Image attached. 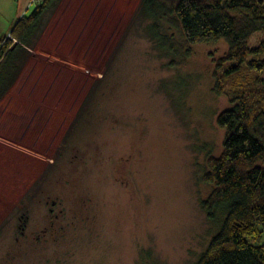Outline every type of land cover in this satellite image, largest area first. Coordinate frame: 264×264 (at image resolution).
I'll use <instances>...</instances> for the list:
<instances>
[{"label":"rangeland","instance_id":"1","mask_svg":"<svg viewBox=\"0 0 264 264\" xmlns=\"http://www.w3.org/2000/svg\"><path fill=\"white\" fill-rule=\"evenodd\" d=\"M139 5L61 0L45 15L0 103V264H196L220 230L202 201L232 106L216 91L228 44L189 47L161 20L165 48ZM0 14L10 37L18 20Z\"/></svg>","mask_w":264,"mask_h":264},{"label":"trees","instance_id":"2","mask_svg":"<svg viewBox=\"0 0 264 264\" xmlns=\"http://www.w3.org/2000/svg\"><path fill=\"white\" fill-rule=\"evenodd\" d=\"M60 1L40 0L10 37L0 39V103L29 59L45 15ZM139 7L165 48L174 45L161 20L180 30L189 47L222 39L228 44L217 62L222 74L216 91L227 85L232 106L217 117L225 139L221 154L208 161L204 181L213 188L202 201L208 218L220 220L221 227L196 264H264V40L251 45L264 31V0H140Z\"/></svg>","mask_w":264,"mask_h":264},{"label":"crops","instance_id":"3","mask_svg":"<svg viewBox=\"0 0 264 264\" xmlns=\"http://www.w3.org/2000/svg\"><path fill=\"white\" fill-rule=\"evenodd\" d=\"M34 0H0V9L3 11H6V14L10 16V25L9 28H11L15 22V20H18L19 16L22 15L23 10L26 11V9H29L30 4ZM40 0H35L34 4L38 3ZM4 15V14H0ZM18 18V19H17ZM6 35V34H3ZM4 37V36H3Z\"/></svg>","mask_w":264,"mask_h":264},{"label":"built area","instance_id":"4","mask_svg":"<svg viewBox=\"0 0 264 264\" xmlns=\"http://www.w3.org/2000/svg\"><path fill=\"white\" fill-rule=\"evenodd\" d=\"M34 1H35V0H34ZM34 1H33V2H34ZM34 3H35V2H34Z\"/></svg>","mask_w":264,"mask_h":264}]
</instances>
